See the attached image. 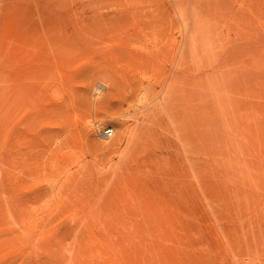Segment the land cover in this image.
<instances>
[{
  "label": "rangeland",
  "instance_id": "obj_1",
  "mask_svg": "<svg viewBox=\"0 0 264 264\" xmlns=\"http://www.w3.org/2000/svg\"><path fill=\"white\" fill-rule=\"evenodd\" d=\"M48 35L89 69L78 92ZM140 83L174 91L184 135L160 133L188 177L171 206L154 176L122 185L133 117L156 103L136 105ZM0 264H264V0H0Z\"/></svg>",
  "mask_w": 264,
  "mask_h": 264
},
{
  "label": "bare ground",
  "instance_id": "obj_2",
  "mask_svg": "<svg viewBox=\"0 0 264 264\" xmlns=\"http://www.w3.org/2000/svg\"><path fill=\"white\" fill-rule=\"evenodd\" d=\"M37 15L39 18H43V21H45V22L47 21V19L45 17V12L41 8L39 10H37ZM86 30H89V28H87ZM86 33H88V32H86ZM41 42L39 43L38 50H41L43 54L45 53L46 55L49 56L48 59L46 60L47 65L48 66L49 65L55 66L62 73L61 76H59V78L55 79L57 81V83H59L61 86L69 88L73 93L78 92V90L76 89L77 88L76 87V81L78 80V78L80 77V75L83 72L85 73L89 69L87 67H83L82 65H80V66L77 65L74 68V66L76 64H74L73 61L69 59V57L72 56L71 49H72L73 39L71 37H64L63 36V37L58 38V37L48 35L45 37L44 41H41ZM35 47H37V46L34 45V47L32 49H34ZM232 58L235 60V65L242 64V62H241L242 60H240L238 54H233ZM233 75H234L233 81H234L235 85L238 87L239 80L242 81L241 77H244V73L239 72V69H237V74L233 73ZM159 79L161 81V78H159ZM87 81H88V78H86V81H85V85H86L85 88L83 86L85 94H87V91H88V88H87L88 82ZM139 85L140 86H138V89L140 90L139 94L141 97L137 101H139V100H141V101H140V103H136V105L138 106V104H141L145 100V97H146V100L148 103H152V104L154 102H156V103H154L152 107H150V108L148 107L147 110L145 108L146 111L145 112L142 111V113H140L139 116L133 117L134 126L130 131V135L132 136V132L133 131L135 132V130L140 131L139 132V134L141 135V144L140 145H142V147L139 149H136V147L133 146L134 144L131 140V144H133L132 145L133 149L131 148L132 150H130L129 152H127L124 155V157L122 159V163L127 165L129 167L128 168L129 172L134 173L135 175L134 176L127 175L125 177H121L122 178V185H124V187L128 186V187L143 188L146 184V181L153 178L151 181H153L157 190H159V194H161V196L163 197V201L165 202L166 206L167 205L171 206L172 202H173L172 195L174 194V192L177 188V184H178L176 179L179 177H183V178L188 177V175L185 171L182 172V170H180L178 172V170L175 167L173 155H171L169 153V150H171V149L175 150L174 142L171 139H166L160 133V131H162V132H166L167 134H174V136H175L176 133L179 132L180 137L184 135L183 130L176 126L175 119L173 117L174 114L172 111L173 109L171 108V105H172L171 102L174 99V97H173L174 91L172 89H169V88H166L165 90L160 89L159 91H157L150 84L147 85L146 87L143 86L144 84H141V83ZM233 88H235V87H233ZM98 89L94 90V95L100 94V90H98ZM235 90H236V88H235ZM197 98H196V100H197ZM199 99H201V98H199ZM157 100H159V101H157ZM192 100L193 99H190V101H192ZM198 100L195 103H199ZM120 101L121 102H119L118 105H119V107H123L124 102L122 100H120ZM192 102H194V101H192ZM196 105L197 104H195L194 107H192V105H191V107H189V108H187V106H186V108L189 110L188 112L190 115L193 114L192 112L197 113L198 115H201L202 113H204V111H203L204 106L202 104H198V106H196ZM178 107H177V109H178ZM128 108H130V107H128ZM164 116H167L168 120L171 119V121H168V123H165V122L162 123V121L160 122V120L162 118H164ZM185 116H187V114ZM187 119H189L188 116H187ZM233 119H235V118H233ZM205 124L203 123V125H205ZM191 125H189V126H191ZM232 128H234V126ZM236 128H237V126H236ZM99 129H101V128H99ZM93 130H94V128H93ZM107 130L112 133V136L110 138H107L104 135V132ZM84 131H85V134L89 135V133L91 132V128H88V126H87L84 128ZM112 131L113 130L111 128L104 129L103 134L101 136V139L103 140V143L100 144L101 147L112 148L113 146H115L117 136L114 135L115 137H114V139H112L113 138V132ZM141 132H143V133H141ZM236 132H237V130H236ZM185 133H187V132H185ZM203 134H204V132H203ZM233 134H234V132H233ZM241 134H242V132H241ZM239 135H240V133H239ZM193 137H194V135H193ZM202 137H204V136H202ZM205 137H206V135H205ZM235 137H236V135H235ZM213 140H215V139H213ZM206 141L209 142L208 140H206ZM201 149H203V148H201ZM242 150H243V148H242ZM210 154H212V153L210 152ZM117 158H118V156H117ZM190 169H191V167H190ZM191 171H192V169H191ZM151 176H154V177L150 178ZM140 180H143V182ZM203 183H205V182H203ZM201 186L206 187V184H203ZM117 207H120V206H117ZM122 208H119V209H122ZM162 208H163V206H162ZM119 209H117V210H119ZM117 213H119V212H117ZM118 215H120V214H118Z\"/></svg>",
  "mask_w": 264,
  "mask_h": 264
},
{
  "label": "built area",
  "instance_id": "obj_3",
  "mask_svg": "<svg viewBox=\"0 0 264 264\" xmlns=\"http://www.w3.org/2000/svg\"><path fill=\"white\" fill-rule=\"evenodd\" d=\"M104 135L107 137V138H110L112 136V133L110 131H105L104 132Z\"/></svg>",
  "mask_w": 264,
  "mask_h": 264
}]
</instances>
